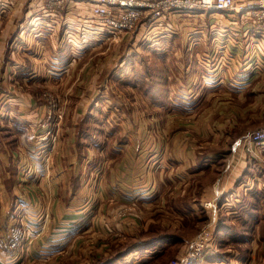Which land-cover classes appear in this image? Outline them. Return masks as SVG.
<instances>
[{
	"label": "crops",
	"instance_id": "crops-1",
	"mask_svg": "<svg viewBox=\"0 0 264 264\" xmlns=\"http://www.w3.org/2000/svg\"><path fill=\"white\" fill-rule=\"evenodd\" d=\"M113 35L86 4L0 0V237L23 221L31 229L0 264L77 251L87 261L123 241L136 250L115 264H151L200 231L216 185L219 214L252 229L248 239L220 227L197 264H261L263 160L236 141L264 127V33L200 9ZM95 83V99L79 101ZM46 88L69 93L57 131L42 126ZM234 151L244 161L221 178ZM130 204L137 218L112 216ZM156 228L170 235L137 243Z\"/></svg>",
	"mask_w": 264,
	"mask_h": 264
},
{
	"label": "built area",
	"instance_id": "built-area-1",
	"mask_svg": "<svg viewBox=\"0 0 264 264\" xmlns=\"http://www.w3.org/2000/svg\"><path fill=\"white\" fill-rule=\"evenodd\" d=\"M56 7H63L67 2L81 3L91 6L98 23L109 29L117 37L120 33H131L141 23L152 25L157 20H164L178 12H191L200 9L216 10L233 13L252 24L259 32L264 33V0H47ZM256 41L257 38H254ZM254 41V43H255ZM54 113L49 112L43 127L59 126L53 119ZM49 133L41 138L48 142ZM55 137V136H54ZM54 140V138L52 139ZM247 143L254 144L258 149L264 148V129L254 131L245 138ZM213 207L212 202L205 204ZM213 224V223H212ZM212 224L195 239L191 250L185 255L174 259L172 264H195L203 258L212 245ZM31 233L28 224L16 223L10 227L6 235L0 237V258L9 256L11 251L18 249Z\"/></svg>",
	"mask_w": 264,
	"mask_h": 264
},
{
	"label": "rangeland",
	"instance_id": "rangeland-1",
	"mask_svg": "<svg viewBox=\"0 0 264 264\" xmlns=\"http://www.w3.org/2000/svg\"><path fill=\"white\" fill-rule=\"evenodd\" d=\"M131 33H133V32H131ZM94 56H95V53H94ZM97 87H99V83L98 84L95 83L94 86L92 88H90V90H83L82 95H80V97L78 98L79 101L83 100V102H86L89 99H90V102L93 101L95 99V97L97 96V91H98ZM122 92L126 94L124 89H122ZM40 97H41V99L44 101V103L47 106L48 115H49V112L54 113L53 119L56 120L58 122V124H59V126L54 127V128L56 129V131L58 129H61L63 123L65 122L66 117L68 115H70V112H71V110H70L69 93L63 94L57 89L46 88L40 93ZM137 103L139 104V102H137ZM231 121H232V118H230V117L226 119V123L227 122L231 123ZM154 128H161V125L159 123L154 124ZM260 129H264V127L259 128L257 130H260ZM257 130H255V131H257ZM248 135L244 136L241 139H238L236 141V142H238V145H241V147L246 146L245 143H247V142H246L245 138ZM76 140L78 141V144H79V142H82V144H83V142L86 143V140H88V139H87L85 133H82V135L80 137H78V139H76ZM235 145H236V147H239V146H237L236 143H235ZM263 152H264V149H261L259 151V154H257V155L260 158H262V160H263L262 164L264 165V155H263L264 153ZM99 155L100 154H95L94 159H98ZM229 157H230L229 159L228 158L226 159V161L228 160L227 161L228 164L225 167V169H224L225 171L222 174L221 178L223 177V175L225 173H230V177H231L232 169L235 166L237 167V165H239V163L244 161V158H242L243 155H241L237 151L232 152L229 155ZM214 190H215V193H217V197L215 199L214 198H210L203 204L204 208L207 210L208 218H205V221L203 222V224L200 227V231L190 241L184 243L180 250L179 249L178 250H172L171 249V250H168V251L166 250L163 254H158L157 255L158 257H156V259L151 264H172V261L174 259H177V258L185 255L186 253H188L189 250H191L195 239L200 235V233L202 231L209 229V227H210V225L212 223H213L212 224V227H213L212 228V237H213L212 240H213V242H212V245H210V247H213V245H214V243L216 241L215 236H217V231L219 230V228L220 227L223 228V227H226V226H229V225H232L234 228H236V227L237 228H241L240 229L241 232L236 234V235H239V237H244V238L246 237V238L249 239V237H250L249 233L250 232H247L246 230L248 229V230L251 231L252 226L244 227L243 225H240L238 223L237 224L236 223L235 224L228 223L229 220L225 216L222 217L221 214H219L220 208L216 204V201H217L216 199H218V197L221 194L220 191L218 190V186L217 185L215 186ZM208 202H212L213 203V207L207 208L205 206V204H207ZM137 210H138V208H137V206L135 204H130V205L126 206V207L118 209L117 211H115L112 214V216L114 215V217L116 219H123V218H127V217H129L131 215H134V217L137 218V216H138V214H137L138 211ZM145 235H146V233L144 235H141V237L137 238V243H139L140 241H143V240H144V242H146V241L151 240L152 238L153 239H155V238L159 239L161 237H166L165 235H170V234H166V233L162 234L160 232V230L158 228H156V230L151 231L150 234H148L146 236ZM230 237H228L229 243L232 244V246L234 248L239 247V243H241V242L234 241L232 239V235H230ZM246 242L248 244L247 246L245 245ZM131 243H133V242L123 241V242L115 243V245L111 246L110 250L103 251L99 257L96 256L94 259H87V261L77 251L76 254H72L71 253L70 256H68L69 253L68 254L64 253L61 258L57 257V259H53L51 261L48 260L47 262H44L42 264H68L69 262H70L69 264H103V263H107L109 261H112L118 255H120L122 253H125V251L127 249L124 250V248L126 246H128L129 244H131ZM226 243H227L226 241H222L220 243V248L224 249L225 246H226ZM242 243H243L242 245H244L242 247H245V248H242V247H239V248L248 249V251L246 250L247 254H250V252L251 253L253 252L251 250L252 247H253L252 243H250L248 241H245V240H242ZM128 249H130V248H128ZM259 249L260 248H258V250ZM241 251L243 252L244 250H241ZM257 253H258V256L259 255H260V257L262 256L263 260L261 261L262 262L261 264H264V244H263V248L261 249V252L259 250ZM154 256H156V255H154ZM126 258H127V256L124 259H122V260L125 261Z\"/></svg>",
	"mask_w": 264,
	"mask_h": 264
},
{
	"label": "trees",
	"instance_id": "trees-1",
	"mask_svg": "<svg viewBox=\"0 0 264 264\" xmlns=\"http://www.w3.org/2000/svg\"><path fill=\"white\" fill-rule=\"evenodd\" d=\"M135 248H136V247H132V248H130V249H127V250L125 251V253H122V254L118 255L114 260L109 261V262H107V263H103V264H115V263L118 262L119 260L124 259V257H125L126 255H128V254H130L131 252H133L134 250H136ZM199 260H200V259H199ZM199 260H198V261H199ZM198 261H197V262H198ZM197 262H196L195 264H197Z\"/></svg>",
	"mask_w": 264,
	"mask_h": 264
}]
</instances>
